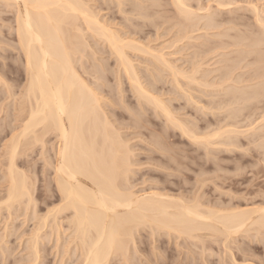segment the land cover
<instances>
[{
  "label": "bare ground",
  "instance_id": "6f19581e",
  "mask_svg": "<svg viewBox=\"0 0 264 264\" xmlns=\"http://www.w3.org/2000/svg\"><path fill=\"white\" fill-rule=\"evenodd\" d=\"M109 1H110V3H108V5L109 4L112 5L111 0H108V2ZM115 1L117 3V4L115 3V5L119 9L120 13L122 14L124 12L123 17H124V14L130 15L129 14L130 11H131V15L134 12L136 20H134V16H132L133 18H132V20H130L131 16L128 17L126 15L128 18H130L129 20L131 21V23H133L132 21L137 22L138 18L139 19L141 18L140 20L145 19L144 21H146L147 18L148 19L152 18V17H150V14H149L150 10L148 12V9H150L149 7H152V9H153V10L151 9V15H153V16L157 15V17H159V18L155 17L156 20L153 17L154 18L153 21L156 22L158 19H162L164 16L160 15L158 12H160V9L162 10L163 6H164L163 8H165L164 9L165 12H167L165 14L164 19H162L163 22L166 19H168L167 20L168 22L167 21L166 22L169 24L172 22H175V21L177 22V20H175V19L178 17L174 14L171 16V13H170V11L171 10L174 11V9L167 11L169 6H171V7L173 6V8L176 9L175 12L177 11V15L179 17L181 16V19L178 18V19H180V20H178L179 21L178 24H180L179 25L180 29H177L178 25L176 26L177 27L176 29L180 30V31H177V35L180 34V32H181V34H183L181 36H183V38H184L182 40H184V41H185V38L192 40V38L195 37V34L199 33V32L205 33L206 37L208 36L210 38L215 37V39H216L217 37H220L223 39L225 38V40L229 39L228 41H223V39L222 40L216 39L218 42L214 41V42H212V44H206V43H209L212 40V38H211V40L206 41L207 39L205 37V39H206V40H204V42H206L205 44L203 42H201L202 40L199 41V42L203 43V47L205 46L204 51H202L203 47L201 44V47H202V50H200L201 53L205 52L206 56L209 55L208 57H210L211 54L213 56L215 54L218 55L220 53L219 49L222 52L225 51V53H226V54L222 53L223 55H225V56H223L224 58L222 57L221 54L218 55L219 57H221V59L223 58V60H221L219 62L217 60H215L217 55L214 56L215 58L212 56V58L216 61L215 63H213L215 65L214 69L215 68H219V69H216V70L213 69L211 71H213V72L219 71L217 73V74L220 73L219 76L218 77L216 76L217 79L219 78L218 79L219 87H217V88L215 87V86H218L217 83H212L214 80L213 78H215L214 75H216V72H214L215 74L213 75V73H211V71H210V69L213 67V65L211 66V68H209L210 65L212 64L211 62L212 61L214 62V60H210L211 62L208 61V58L204 57L205 56L204 53H203L204 58L201 56L202 60H200V57L198 60L197 53L199 52L200 48L198 49L196 47L197 44H194V47H193V48L196 47L195 49H198V51L194 50L197 53L193 52L196 55L194 54L193 57L189 56L192 59H189L188 61L192 60L191 63H194L193 58L195 56H196V60H198V61H196L194 63V65H192V67L189 68V69H192L191 71L188 68L187 69L189 71H187V70L185 71L184 69L181 70L182 68L179 69V67L181 65L179 67H177V65H175V66L173 65V63H175V62L170 63L171 62V61H169L170 58L166 59V56L169 54H167V55H166V53L162 54L163 53L162 50L160 52L157 50L158 48L155 50L153 47H149L148 45L144 44V43H148L149 41L141 44L142 43L141 41L143 39L141 40L138 38L139 41H137L135 39V37L133 38L132 35L135 36V33L137 32V30L139 28H141L140 25L143 22L140 25L137 24L139 28L136 25H135L136 27L135 26L133 27V28L137 29V30L135 29L136 32H133V30H134L133 29L132 32H129L125 36V35H123L125 31L124 32H122V31L118 32L117 28L115 29L114 26H113L114 27V29H113V27H111L112 23H110V21H108L110 25L107 23V20L101 21L100 15L98 14V12L95 13L96 10L91 9L90 8L91 5H89L91 3L86 2V0H0V3H4L3 5L5 7L8 6L7 9L10 8L9 6H11V8L14 7L12 10H11V8L9 9V10H11V13H13L15 16V20H14L15 26L10 27L9 24L7 25L10 27V28L9 27H7V28L12 30V32H13L12 34L14 35V38L12 39V41L11 40H9V41H11L12 43L14 42L13 43V44H15L13 47L14 51L17 50L19 52V59L20 58L22 59V60L20 59L22 61V63L20 60H18V62L20 61V63H21L20 66L22 67L21 70L23 69L25 72V74L24 73L23 74L26 75V83L24 84V86L20 85L22 90H21V88H18L21 91L20 92L18 91L19 94L16 93L19 97L15 98V92H13V91H15L16 89L13 88L14 84H13V87L10 86L8 84L10 81L9 82H7L8 80L6 82L4 81V79L6 80V77L4 78L5 75H3V78H4L3 79L1 77L2 75L0 74L1 75L0 76V82L3 83L5 88H6L5 91H6L7 96L4 93V97L6 96L7 101L9 98H11V103L14 104V105H12V107L14 106L13 107L14 109H12L10 107L11 105L9 106L12 110H14V117L10 116L7 118H11V117L13 119L16 118L14 122H17L16 124H18V122L20 123L19 127H18L19 128L18 132L13 131L14 134L11 135L9 142L7 141V142H5V144L6 143L7 144L6 145L4 144L5 145V151H4L5 153L3 154V156H5V161L7 158L8 163H5V164H7V166L5 165V167H2V168L6 169V171L4 170V178H5V181L8 183V185H6L7 183H5V182H3V183L6 186H8V188L5 187L7 191L4 188L5 194L4 195L2 194L3 196L0 197V212L2 210L6 211V213L8 212V214H7L8 217L10 216L9 218H13L11 216H12V213H14V214L16 213V211L14 210L16 207H17L16 209H18V207H21L24 204H26L27 209L30 208V210H35V207L39 203V201L37 203V201L34 200L35 196H33V195L35 194L34 190L36 189V187H35V189L33 188L35 185H34V182H32V181H34V180L30 179L29 172L27 171V170L30 171L29 166L26 167V165H23L25 167V169H24V171H22L23 168L19 169V166L17 165V161H18L17 157H20V155L24 154V157L27 160V158L29 157L28 152L30 151V154L33 153L35 147H37V146H41V153H40V155L39 154L38 155L40 157H42L41 160L44 161V163H43L44 165H41L43 167L40 168V169H42V171H40L41 173L38 174V175L41 174V176L39 177L40 186H39V191H38V193L40 192L39 193L40 194L39 197L41 199L40 203H43V205L47 204V202H49L48 200L53 198V197L58 202V203L54 202L57 205H55L54 203H53L54 206H53V204L51 205V207L49 205L50 209H48L47 211H44L46 213L42 212L44 215L39 214L38 213L39 211L36 212L37 214L40 215V216L37 215V217L35 216V214H36L35 212H34V216L32 215L33 212L31 213V215L29 217V218H31V221L35 217L36 218L40 217V218L35 219V220L33 219L34 222H36V220H37L38 223L37 222H36L37 224L35 223L36 227H35V229H32V230H34L32 233L28 232L30 234V236L32 234V237H30L31 239H29L30 240V246L27 247V248H29L28 250L30 251V255L26 253L27 255H25V256L29 255V258L31 259L32 264H39L41 262L40 259L42 257L41 256L42 251L40 252V246L43 245V243H46L44 241L46 240L45 238H48V237L44 231H47L48 229L50 230V233L47 232V233H49L48 234L49 240H47V241L51 242L52 239L50 240V238H52L56 234V236H54L57 238V240H55V241H57L56 247H57V244H59L60 239H62V240L64 239V238H62V237H65L62 235L66 234V233L64 234V231L65 230H67L65 232L71 231V235L69 233V236L72 238H70L68 236L70 241L68 239H66V240H68L72 244H75V247L73 245V248L77 249V251L80 255L79 256L80 259H78L79 257L77 258L78 261L80 260L79 264H125V263L131 264L134 261V259L132 258L133 257L132 253H134V252H132V251L135 250V253H136V248H138V246L141 245L139 243H137V244H139L138 246H137V244H135L136 242H140L136 236L138 233L146 231V230H148L149 233L152 235L151 237L156 236V235L159 237L160 234L163 233V235H164V233L167 232L169 234V236L172 233H174L173 235L177 234L176 236H178L179 239L182 236H185L186 239H190L191 242H193V243H194V241L195 242L197 241V243L199 241V243H201V246H202V247H200V246L199 247L202 249L205 247V250L207 252L205 250L202 251L201 249H199L200 251H202V253H200V254L198 253V255L196 256V259H197V257H200L201 254L203 255L201 257L205 258L204 257L205 254H203V252L208 253V252H210L208 249L212 250L211 248H206V245L204 246L203 242L205 244H207L205 241H203L205 238L203 237L204 239L201 238L202 240H200L201 236H199V235L196 236L197 233L202 234L204 232H206V233L209 232V234H210L212 232L211 234L218 235L219 236L218 238H221L220 236H223L225 238V241L221 244V246L222 245L224 246V247L222 246L224 248L223 253L225 251H228L229 253L232 251L231 252L232 258L230 257V259H229L231 261H232L233 257H235V256H233L234 255L233 249H231V247L229 249V246L226 243L230 242L232 237H234V236L237 237L238 235L240 236V234L241 235L245 234L247 236L250 234L251 239H252V237L255 236L256 240L254 238L253 239L255 241H257L259 239L257 242L258 243L261 242V244L264 248V185L262 186L263 190L261 188L260 189L257 188L258 191L262 190V192H261L262 195H259L260 200H261V201H259L260 203L257 201L258 204L256 205L255 202H251L250 200H247V201L251 202V203L250 202H248V203L253 205V206H250L251 207L250 209H249V206H247L248 207L247 209H245L246 207H244V206H243L244 208L241 209L242 207L239 208L240 207L239 204L236 207V206H234L233 203H232L233 204L232 205L231 202L230 203L226 202L227 204H225V205L222 202H220L221 204L216 205V206H218V208H215L214 205L217 202H215V204H214V201H213L211 206H209L210 203L207 202L206 203L208 205L207 206L204 204V202L206 200L204 202L202 201L206 197L203 198V196H202L203 194L199 195L201 187H199L200 189L197 190V194L195 193V196L190 194L192 196V197H190L191 199L188 198L189 196L185 197V195H183V193H181V191H180V193L182 195L175 196L172 194H167L168 192H170L169 190L167 192V189H165V191L167 193L165 191L163 192V190H161L163 193L161 191L159 193L158 192L159 190L157 191V193H155L153 191L154 190V188H153L152 191L150 190L151 193H145L143 191L144 193L139 194L142 191H140V189H139L140 192L139 193L137 192V190H136L137 187L134 185L135 180L131 181L133 178L131 179L132 176H130V175H132L131 173L133 172L132 168L135 165V162H132V160L134 158L131 155L133 153L130 151L133 148L130 147V145H129V147L131 148L130 149L128 147V145L126 144L127 143L126 141L128 139L125 140V142H124V140H122L124 137L123 138L121 137V135H122V133H120L121 131L120 130L118 131L121 135H119V133L117 132L118 124H117V126H116L117 128H116L115 127L116 123L114 120L115 118L113 120L111 119L116 114H114L110 118V116H109L110 113H108V111H105V108H103V107H107V106H105L106 103L104 105L102 98L99 97V93L101 91L99 90L100 92L98 93L97 88L99 87L100 84L99 85L97 84L98 87H96L95 83H98L96 81L95 83H93L95 86H93V84L91 85V83L89 82L88 79H87L88 81L86 80L87 76L84 77L87 74L85 66L88 65L87 67H89V64H86L84 67L81 66V68H79L80 65H82V63L79 62L80 65L77 63L79 60L83 59L85 52L83 53L84 55L82 54L83 56L80 55V56H82V59H77V56L82 53V51H83L82 48L85 47L86 44H88L87 41L85 42L86 35L83 34L85 31L82 28V26L84 25L85 29L90 31V33L92 32L91 34H93V37L96 36V39L98 38L100 40L99 42L103 41V45L107 44L106 46H108V49H110L109 51H112V53L110 52L111 54H109V55H110V57H112V55L115 56V60L118 62L117 64H115V65H118V66H115V67H117V72L118 73H122V71L124 72L123 74H124L125 78L128 79L127 82L129 81V83L131 85L130 89L131 90L133 89V91H134L133 94L138 96V97H136V99L139 98L137 101H139L140 105L147 103V105H149L150 107L153 106L155 111L156 110L158 111V112L156 111L157 114L162 113V114H160V116L161 115L164 116L163 119L164 118L166 119V123L168 122L169 123L168 125L169 126L171 125V128L174 127L175 130L179 129L181 131L180 135H182V136L185 135L186 138H188L190 140L192 139V141L194 140L195 142L200 143V146H202V145L203 146L204 145L209 146V145H211V142H214V144H215L216 143L215 140H217L218 138L220 139V141L223 138L224 139L227 138L228 140L230 139V143L225 144L224 142H222V144L220 143L221 146L227 145L226 147H230L231 145L233 146L235 144H237L236 146H238L239 145L238 142L237 143L235 142V139H237V134H238V138H239L241 136V135H239L240 133L243 136L244 133H247V135H248V132H249V135H250V131H251L252 132L251 133L252 139L248 135L251 139V143L256 144V142L259 141L257 143V145L255 146L257 148L256 152L252 151L253 153H256V154L252 155V160H253V157H257L262 162L261 166L264 167V163H263L264 162V132H262L263 134H261V135L259 133L260 129L262 131L264 130V16H263L264 10H263V13L261 12L262 10L260 11L261 7H259L260 5L257 4L260 1L258 2L256 0L257 2H254L257 4L256 5L253 2H251V0H249L251 3L248 0H246V1H248L247 6L250 5L251 7L250 8L248 7L247 9L244 8V9H246V11L247 10H253V11H251L252 13L254 12L253 14L250 11H247V12H250V15H252V17L255 15V17H254L255 24H253V25H251L252 23L248 19H246L247 16L245 18H243L244 16H241V15L237 16L235 14V12L233 13L232 12L233 9L232 10L226 9L228 7L232 8V4L236 6L234 0L233 1L232 0H208L207 2L208 3L210 2V3L207 4V6H205V4L203 6V4H202L203 2L201 3V0H169V3H167L168 2L167 0H135L133 3H130L131 6L133 7V8H131L132 10L130 9L126 13L123 9L130 7V5L127 7H126V5H124V2L126 0L125 1L124 0H114L112 2H115ZM161 1H166L165 5H164V2L161 4ZM261 1H264V0H261ZM126 2L129 4V1H126ZM126 2H125V4H126ZM211 2L216 4L215 5L216 8H213L214 5H212ZM241 2H239V3H241ZM145 3H147V4L145 5ZM148 4H149V7H148ZM261 4H262V2H261ZM105 5H106V9H107V7H108L107 3H105ZM166 5H169V6H166ZM237 5H238V3H237ZM243 5L245 6V4H243ZM243 5H240V6H243ZM116 6L114 7L115 9H117ZM123 6H125L126 8H124ZM5 7H3V8L5 9ZM92 7H93V5H92ZM108 8H109L108 10H110L111 6ZM114 8L112 7V10ZM154 8L156 10H157V8H159V9H158V11H156ZM1 10H3V9H1ZM154 10L158 14L157 13L152 14V13H154ZM225 10H227L228 12ZM242 11H245V10L242 9ZM260 12L262 13V15L260 14ZM11 13H9V14H11ZM117 13H119V12L117 11ZM160 13H162L164 15L163 10ZM9 14H8V16H9ZM136 15L139 17L137 18ZM166 15H169V16H166ZM243 15H244V13H243ZM111 16H112V13H111ZM169 17H171L172 20ZM4 18L7 19V17H4ZM128 18L127 19L125 18V19L128 20ZM6 19H5V21H6ZM111 19L113 20V17ZM139 19H138V21H139ZM244 19L249 21L251 24L245 23ZM114 20H116V19H114ZM153 21L152 22L149 21V24L155 23ZM8 22H10V19ZM158 22H160V21H158ZM12 23H11V25H12ZM79 23L81 26L79 25ZM82 23H83V25H82ZM145 24H143V25L145 26ZM155 24L157 25V23H155ZM114 25H115V23H114ZM156 25H154V26H156ZM159 25H160V23H159ZM164 25H165V22H164ZM170 25H172V24H170ZM120 26L124 27V25H120ZM132 26H133V24H132ZM150 26H152V28L154 27L153 25H150ZM150 26H148V27H150ZM226 26H229V27H226ZM128 27L132 28L131 26H128ZM171 27H173V26H171ZM240 27H242V28H240ZM243 27H244V29H243ZM124 29H127L126 26ZM142 29H140V30H142ZM165 29H166V27L164 28V30ZM168 29H170V27H168L167 30ZM188 29L191 30V31L189 30L190 33H188ZM221 29H223V31ZM155 30H156V28H155ZM161 30H162V27H161ZM173 30H175V29H173ZM186 30H187V32H185ZM193 30H194V32L195 31H197V32H195V34H194ZM127 31H128V29H127ZM143 31H141V32L143 33ZM138 32H139V30H138ZM141 32L136 33V34H138V35L142 34ZM160 32H157V35ZM184 33H186V34L188 33L187 35H189V36L185 35V37H184ZM8 35H10V34H8ZM84 35H85V37H84ZM128 35L130 37H127ZM190 35H192V36H190ZM193 35H194V37H193ZM203 35L204 34H202V36ZM145 36H147V35H145ZM137 37L138 36H136V38ZM179 37H180V35H179ZM179 37H177V38H179ZM146 38H148V37H146ZM157 38H159V36H157ZM150 39H152V37ZM179 39H177L178 41L175 40L176 45H177V43H180V42L182 43V41H179ZM196 39L197 40L202 39V37L199 38V36H198V37H196ZM145 40H147V39H145ZM189 40H188V43L191 44L192 42L191 41L189 42ZM11 42H10V44H11ZM139 42H141V43H139ZM150 42H149V44L151 45ZM195 42H193V43H195ZM7 43H9V42H7ZM188 43L186 42V44H185L187 47L190 46V44L188 45ZM185 45H183V46L185 47ZM87 46L89 47L90 45H87ZM86 47H85V50H86ZM172 47H174V45H172ZM181 47H177V48H181ZM187 47H185V49ZM165 48H167V47H165ZM127 50L131 51L132 54H133V52L135 54V51H136V53L138 51L139 52L138 54H140V55H141V53H142V55L145 53L146 56L148 54V55H150V58L151 57L153 58V60H154L153 62L158 63V64H160V67L167 69V71H168L167 73H168L169 77H171V78L173 77L172 79L174 80V83L172 80H170V81H172L173 84H177V86L179 88L176 87V89L177 88L180 89L181 95H182L181 91L184 92L185 96L182 95L181 97L182 98L187 97V99H188V100L186 99L187 104L189 102L193 103V104L189 103L191 107H192V105L195 104L198 107H200L201 110L199 108L198 109L201 112L206 110V112L204 114L205 116H206L207 111L212 110V109L209 110L208 107L212 108L211 105H213V103H211V105L208 107H206L208 104L207 105L205 104L206 106L205 105L203 106L204 103H202V106H201L199 104L201 100H198V102H199L198 103L196 101V99L194 98L195 95L194 96L191 95L192 93H194V91H193L194 88H192L193 92H191V90H190L191 88H188V87H190L188 85H191V87H192V84H194V85L196 84L197 87L201 86L199 88L200 89L204 88L203 91H205V93L208 92L205 90V88L210 89V88L215 87L216 92L218 93L217 95H220V100L218 99V97H219L218 96L217 97L218 102H215V103L218 104V106L222 109V111L225 110V112H226L225 116L223 115L225 117V119L222 117V120L225 122L221 123V121L218 120V123L221 126L217 127L216 128L217 130H215V131H214V129L212 130V128H211L213 125H210L211 129L208 128L207 132L211 131V133L208 134V133L204 132L203 133L204 136H203L201 133L198 134L199 131L196 132V128H195L196 126L194 128H192V126L191 127L189 126L190 123L189 124L187 122H186L187 124L184 123V121H185L184 119H183L184 121L181 119L179 120V117L177 119V117L175 115L178 113V110H177V113L174 114L176 109L174 111H172L173 109L171 110L170 107L172 105H170V104H172V103L166 104L168 102H164L162 99H160L161 97H163L162 94L157 95V96H161L160 98L154 95V92L156 93V91H157L155 89L157 87L156 83H158V80L164 79V78L162 79V77H164V76H162V74H161L160 79H158L159 77L157 78V76H159V75L156 76V74H155V76L153 75L155 79L152 77L153 73H151V72L157 71V69L159 72V67L158 68L155 67L154 69H156V70H154V71L148 70L151 73V76H149L150 78L148 77V79L151 80V77H152V79H154L155 82L153 81L152 84H150V81H149L148 85L149 84L150 85H149V87H146L147 82L145 81L146 83L145 82L143 83V81H142L143 79L141 80L142 76H139L140 73L137 72L139 68H137V66L134 65L137 62L132 61V57L129 56L130 54L127 53L128 52ZM211 50L213 52H211ZM228 50H230V52H228ZM104 52L105 51L103 50V53ZM177 52H179V51H177ZM209 52H210V54H209ZM95 53H96V51H95ZM105 53H109V52L107 51ZM193 53H192V55H193ZM135 55L137 56V54H135ZM199 55H201V54H199ZM88 56H90V55H88ZM84 57L87 58L86 56H84ZM4 59H6V57ZM201 61H203V62L201 63ZM204 62H208L209 64L211 63L210 65L207 63V65H209V67H208L209 70H207L208 68L207 69L205 68L208 71V72H206L208 74H204L202 76L199 74V76L202 78H203V76H205V78H207L209 76L208 78H210V77H212V76H210L212 74L214 76L212 78V82L206 81L208 78L206 80L204 78V81L202 78H201L202 80H199L197 78V76H198L197 74L200 73V69L203 67V65H205ZM217 62L219 63V65H220V63H222L221 67H219ZM146 63H147V61H146ZM148 63H149V61H148ZM155 63H154V65L159 66L158 64H155ZM187 63L190 64L189 62H186V64ZM11 64H13V63H11ZM77 64L79 67L77 66ZM216 64L218 65V67H216L217 66ZM106 65L108 66V64H106ZM141 65H143V64H141ZM207 65H205V67H207ZM147 66H145V68ZM189 66H186V67H189ZM101 67H102V65H101ZM8 68H10V67H8ZM94 68H93V70H94ZM96 68H98V67H96ZM136 68H137V70H136ZM99 69H100V67H99ZM147 69H145V70L147 71ZM1 70H2V68H1ZM110 70L107 69V71H110ZM3 71H4V69H3ZM98 71H100V70H98ZM163 71L164 70H160V72L166 73V71L165 72H163ZM169 71H170V74L172 76H170ZM96 72H97V70H96ZM204 72L201 71V73H204ZM7 73L9 74V72H7ZM93 73H94V71H93ZM97 73L100 74L101 71H100V73L99 72H97ZM112 73H111V75H112ZM114 73H116V72H114ZM141 74H143V72ZM12 75H15V74H12ZM89 75H91V74H89ZM101 75H103V74H101ZM101 75H99V76H101ZM115 75H114V78L116 79ZM96 76L97 75H95V77ZM119 76L121 77V74H118L117 77H119ZM124 76H122V77L124 78ZM143 76H145V75H143ZM165 77H166V75H165ZM180 77L183 78V80L185 79L184 81H187V82H184L185 84L189 83V84H187V86H188L187 88L189 90L184 89V88H186V86H184L183 83L181 84L180 79H179ZM102 78H103V76H101V79ZM104 78H105V76H104ZM107 78L108 77L106 76L105 79H107ZM98 79H100V77L95 78V80H98ZM11 80H12V78H11ZM118 80H119V78L117 79V81ZM215 80H216V78H215ZM103 81L105 82V80H103ZM103 81L101 80V82H103ZM17 83H18V81H17ZM119 83H118V85H121V83H124V82L120 81ZM144 84H146V85H144ZM165 84H166V82H165ZM171 84H169V85H171ZM102 85H101V87H102ZM107 85L108 84H106V86ZM121 86L120 87L118 86V87L121 88ZM171 86H170V88H172ZM15 87L17 88V86H15ZM122 87H124V86H122ZM12 88L14 90H12ZM119 88H117V90ZM215 88H213V89H215ZM218 88L219 89L221 88V90H219ZM200 89H199L198 94L200 93V91H202ZM217 90L221 91L220 94ZM111 91H112V89H111ZM122 91L124 92V90H122ZM167 91H169V89ZM211 91H212V89H211ZM211 91H210V94L211 93L212 94L210 96L216 94V92H214L215 90L212 92ZM158 92H159V90H158ZM173 92H177V91H172V93ZM161 93H163V92H161ZM117 94H119V93H116V95ZM120 95H121V92H120ZM175 95H177V93ZM202 95H203V92H201V96ZM199 96H197V97L199 98ZM203 96L200 99H202ZM205 96L208 97L207 95H205ZM210 96L208 97L209 99H211ZM4 97H3V100H5ZM112 97H114V95ZM165 97H163V98H165ZM213 97L216 98L215 96H212V98ZM119 98H116V100ZM179 98L180 97H178V99ZM103 99H105V97ZM123 99H124V96H123ZM106 100H108V99L106 98ZM179 100H181V99H179ZM109 101H111V100H109ZM168 101H169V98H168ZM114 102H116V101H114ZM141 102L142 103L144 102V103L142 104ZM111 103H112V101H111ZM123 103H124V100H123ZM123 103H122V106L120 105L121 107H123V105H125V103L124 104ZM206 103H210V102L208 101ZM215 103H214V105H215ZM4 104H6V103H4ZM118 105L119 104H116L114 106L116 107ZM128 105H126L125 108H127ZM145 105L146 104H144V106ZM168 105H170V107ZM6 106H7V104H6ZM109 106H110V104H109ZM215 106H217V105H215ZM2 107H4V105ZM112 107H113V105H112ZM181 107H182V105H181ZM187 107H185V108H187ZM143 108H145V107H143ZM195 108H197V107L195 106ZM213 108H214V106H213ZM220 108H215V109H217L216 111L221 113L222 111H219ZM226 108L227 109L229 108V109L227 110ZM134 109H135V107H134ZM198 109H197V111L199 112ZM124 110H126V109H124ZM144 110H143V112H144ZM149 110H150V108H149ZM3 111H4V109H3ZM113 111H115V110H113ZM131 112H133V111L131 110ZM214 112L212 110V114ZM7 113H8V111H7ZM113 113L114 112H112V114ZM145 113L146 112H144V114ZM149 113H150V111H149ZM182 113H180V114L182 115ZM223 113H224V111L222 112V114ZM212 114H210V115L212 116ZM150 115H151V113H150ZM137 116H139V115H137ZM160 116H158V117L160 118ZM182 116H184V115H182ZM189 116H190V114H189ZM193 116H195V115H193ZM115 117L117 118V116H115ZM7 118H5V119H7ZM217 118H219V117H217ZM143 119H144V117H143ZM194 119L195 118L193 117V120ZM229 119L231 121H228L229 122L228 123L226 120H229ZM129 120H131V119H129ZM132 120H134V119L132 118ZM202 120L205 121V119H202ZM196 121H198V120L196 119ZM130 122H132V121H130ZM191 122H192V120H191ZM226 122H227V124H226ZM241 122H245V123L247 122L246 126L240 125ZM123 123H125V121ZM209 123H211V122H209ZM4 124H2V125L7 126L6 122ZM136 124L141 125V122L136 123ZM148 124H149V122H148ZM223 124H225V125L222 126ZM196 125L198 127V124H196ZM237 125L240 127L244 126V128L242 127L243 130H241V128L238 129ZM133 126H134V124H133ZM153 126H155V125H153ZM141 127H142V125H141ZM136 128H137V126H136ZM159 128L161 129V127H159ZM235 128H237L238 130L237 129L235 130ZM2 129L4 131V128H2ZM146 129H147V127H146ZM166 129L167 128H165V130ZM8 130H12V129H8ZM239 130H241V131H239ZM0 131H1V129H0ZM255 131L258 133H256ZM15 132H17V133H15ZM152 132H154V131L152 130ZM200 132H202V131H200ZM200 134H201V137L199 136ZM256 134H257V136H256ZM151 135H153V134H151ZM231 135H234V136L236 135L235 136L236 138L234 140H232L233 142L231 141ZM148 136L150 137V135H148ZM164 136H160V135H158L157 137L153 136L154 146H158L159 149L161 148V150L168 151L170 153L171 152L174 153L173 150L169 146H168L169 148L167 149V147H166L167 144L165 145L166 140H165ZM167 137L168 136H166V139H167ZM213 137L214 138L218 137V138L213 140L214 139ZM50 138H53V140H56L55 144L53 142L54 145H52V146H50L48 143V140ZM151 138H152V136H151ZM211 139L213 141H211ZM246 139H248V138H246ZM250 139H249V141H250ZM228 140L225 142H228ZM150 141H152V140H150ZM220 141H218V142H220ZM195 142H193V143H195ZM47 144L50 146L49 147L50 150H49ZM215 145L212 144L211 146H215ZM242 145H244V144H242ZM172 146H173V148L175 147L174 145H172ZM232 146H231V148L235 147V146H233V147ZM204 147H206V146H204ZM208 148L209 147H207V150H208ZM211 148H213V147H211ZM253 148H254V145H253ZM170 150H172V151H170ZM176 150H178V149H176ZM205 150H206V148H205ZM161 152H163V151H161ZM244 152H246V150ZM247 155H248V153H247ZM162 156H165V154H163ZM244 156L246 157V154ZM250 156H251V153H250ZM21 157H23V156H21ZM171 157H174V156L172 155ZM171 157H169L168 159H170ZM131 158H133V159H131ZM3 159L4 158L2 157V160ZM161 159H163V158H161ZM165 159H166V157H165ZM19 160H21V159H19ZM153 160H155V159L153 158ZM174 160H176V159L171 160L172 163L174 162ZM212 160H213V158H212ZM259 160H258V163H259ZM32 161H34V160H32ZM159 161H161V160H159ZM36 162H38V161H36ZM176 162H174V163H176ZM25 163H27V162H25ZM161 163H162V161H161ZM2 164H3V162H2ZM163 164H164V162H163ZM27 165H29V164H27ZM2 166H4V165H2ZM174 166H175V164H174ZM235 166L238 167V165H235ZM261 166H259V167H261ZM179 167H180V165H179ZM168 168H170V167H168ZM240 168H241V166L239 167V170H241ZM245 168L247 169V167H245ZM253 169H256V167ZM166 170H168V169H166ZM178 170H180V169H178ZM259 170H260V168H259ZM176 172H178V171H176ZM256 172L258 173V171H256ZM32 173H34V172H32ZM252 173H253V171H252ZM262 173L264 176V172H262ZM35 175H37V174H33V176L35 177V181H36L37 179H36ZM253 175H255V174L253 173ZM134 176H135V174H134ZM167 176H168V174L166 175V177ZM31 178H33V177H31ZM48 178H49V180H48ZM253 178H255V177H253ZM201 179H202V176H201ZM257 179H258V177H257ZM203 180H205V179H203ZM203 180H202V182H203ZM168 181H170V180H168ZM248 181H249V179H248ZM250 181H251V179H250ZM252 181H254V180H252ZM204 182H206V181H204ZM204 182H203V184H204ZM3 183H1V184H3ZM261 183H262V181H261ZM263 183H264V181H263ZM50 185L53 186V188H52L53 192L52 193H54V194L51 195V193H50L51 196H50V198L48 197L49 198L48 199L47 198V195H48L47 189ZM159 185H161V184H159ZM159 185H158V188H159ZM201 185H202V183H201ZM251 185H253V183ZM251 185H250V187H251ZM1 187H3V185H1ZM160 187H162V186H160ZM253 187H252V189H253ZM133 189H135L137 193ZM46 193H47V195H46ZM248 193H250V192H248ZM257 193L261 194L260 192H257ZM184 194H186V192ZM241 194L242 193H240V195ZM256 195L254 194L255 198H257ZM245 196H243V198ZM250 196H253V194ZM250 196H249V198H250ZM246 197H245V199H246ZM201 198H202V200H201ZM243 198H242V200H243ZM255 198H253L251 200H254ZM230 199L231 198H229V200ZM34 202H35L36 206L32 205ZM32 206L33 207L35 206V207L33 208ZM47 206H48V204H47ZM37 209H38V207H37ZM13 210L15 212H12ZM27 211L29 212V209ZM18 214L21 215V213H18ZM0 215H1V213H0ZM18 216L19 215H17V213H16V217H18ZM8 217H7V219H8ZM16 217L14 215V219ZM20 217H22V216H19L18 219ZM29 218H28V220H29ZM3 219L4 218H2V220ZM14 219L12 220V222H14ZM2 224H3V222H2ZM6 224H7V222H6ZM8 224L10 225L11 223H8ZM22 224H24V223H22ZM22 224H21V227H22ZM7 227H9V226H6V228ZM10 227H12V224L10 225ZM4 228L5 227H3V229ZM7 229H5V232L8 231ZM16 231H17V228H16ZM29 231H31V230H29ZM5 232H3L4 235H5ZM8 232H9V234L11 233L10 231H8ZM12 232L14 234V231H12ZM18 232H19V230H18ZM18 232H17V234H18ZM158 233H160V234H158ZM4 235H2L3 237L0 235L1 236L0 239H2V238L6 239V237L9 238L8 233H6L5 236ZM14 235L16 236V233ZM20 236L18 238H21ZM158 237H155V239ZM214 237L216 238L217 236H214ZM250 237H248V238H250ZM11 238H13V237H11ZM43 238L45 240H43ZM136 238L138 241H136ZM148 238L150 239V237H148ZM152 239H154V238H152ZM211 239H213V238L211 237ZM4 240L2 239V242L5 243V241H7V240H5V241ZM42 240H43V243L41 244ZM150 240L148 242L149 243V249L153 245L152 241H154L156 243L155 240H151V242H150ZM228 240H230V241H228ZM232 240H234V239H232ZM252 240H251V242H252ZM254 240H253V242H254ZM18 241L19 240L17 239V242ZM21 241H22V239H21ZM55 241H54V243H55ZM184 241H186V240H184ZM221 241H223V239H221ZM234 241H231V242L234 243ZM14 242H16V241H14ZM60 242H62V241H60ZM67 242H66V244H67ZM7 243H5V245H3L4 248L8 247L6 245ZM151 243H152V245H150ZM14 245H15V243H14ZM68 245H70V244H68ZM134 245L136 246V248L133 247ZM178 245H179V243L177 244V246ZM180 245H182V243ZM193 245H192V248L194 247ZM197 245H195V247ZM46 246H48V245H46ZM62 246H64V243ZM62 246H59V247H62ZM247 246H248V244H247ZM0 247L3 250L1 245H0ZM24 247H25V244H24ZM59 247H57V248H59ZM70 247H72V246L70 245ZM70 247L69 248L67 247L68 248V254H69ZM152 247H153V249H151V250H153L152 251L153 253L151 252V250H149L150 252L148 253L146 251L148 249H146L145 250L146 253H148L150 255L148 256L146 254L148 256V258L145 257V255L143 257V258L147 259L148 264H153V260H152L151 256H152V254L156 253V251H154V250H156L154 248V245ZM178 247H180V246H178ZM238 247L239 246H237V248ZM27 248H25L24 250H26ZM65 248H66V246L64 247V249ZM132 248H134V249L132 250ZM162 248H164V247H162ZM198 248L197 247L195 248L196 251ZM240 248H242V247H240ZM74 249L73 250L71 249V251H76ZM60 250H62V248H60ZM213 250H214V248H213ZM4 251H5V249H4ZM4 251H3V253H4ZM7 251H9V250H7ZM14 251H17V249ZM14 251L12 250V252H14ZM145 251H144V253H145ZM194 251L195 250H193V252H192V250H191L190 251L191 254L196 253V251L195 252ZM220 251H219V254H220ZM250 251H252V250H250ZM0 252H2V251L0 250ZM60 252H62V251H60ZM65 252H67V251H65ZM65 252H63V255ZM137 252H138V249H137ZM244 252H246V250ZM78 253H77V255H78ZM135 253H134V256H137V255H135ZM178 253H180V252H178ZM237 253H239V252H237ZM243 253H242V255H245ZM252 253L253 252H251V254ZM56 254H59V253H56ZM60 254H62V253H60ZM68 254L64 255V258ZM72 254L73 253H71V255ZM140 254L143 256L142 253H140ZM159 254H160V252H159ZM159 254L156 255L155 259H154L155 255H153V259L156 260L157 256L159 259V256H160ZM214 254H215V252H214ZM74 255L77 256L76 254H74ZM227 255H229V254L227 253ZM1 256L4 257V254L3 255L1 254ZM180 256H182V255H180ZM190 256L192 257V255H190ZM210 256H211V254H210ZM225 256H226V254H225ZM229 256H231V255H229ZM5 257H6V255H5ZM262 257H264V256H262ZM11 258H12V256H11ZM26 258H28V257H26ZM160 258H162V257H160ZM165 258L163 256L162 260ZM193 258H194V256H193ZM30 259H27V261H29ZM74 259H75V257H74ZM224 259L225 258H223V260ZM39 260H40V262L38 263ZM180 260H181V258H180ZM186 260H188V259H186ZM223 260H220V261H222V263H223ZM62 261L64 263L63 258H62ZM164 261L166 262V260H164ZM206 261H208V260H206ZM263 261H264V259H263ZM0 262H2V261H0ZM3 262H4V260H3ZM29 262L27 264H29ZM154 262H156V261H154ZM158 262H156V263L159 264ZM234 262L236 263V260L233 259L232 263H234ZM135 263H137V262H135ZM259 263H261V262H259ZM140 264H141V262H140ZM190 264H191V262H190ZM205 264H207V263H205Z\"/></svg>",
  "mask_w": 264,
  "mask_h": 264
},
{
  "label": "rangeland",
  "instance_id": "374dc122",
  "mask_svg": "<svg viewBox=\"0 0 264 264\" xmlns=\"http://www.w3.org/2000/svg\"><path fill=\"white\" fill-rule=\"evenodd\" d=\"M112 1H114V0H111V3H112V5L111 4H109L108 5V3H110V1L108 2V0H86V2H89V3H91V4H89V5H91V9H94V10H96L95 11V13L96 12H98V14L100 15V19H101V21H103V20H107V23L109 24V22L108 21H110V23H112V26L111 27H115V29L117 28V31L119 32V31H122V32H124V34L123 35H127L129 32H132V30H133V32H136V28H133L135 25L138 27V25L137 24H141L142 22V26L140 25V27L141 28H139L138 30H139V32H141V31H143V33L142 34H136V33H139L138 32V30H137V32L135 33V36L134 35H132L133 36V38L135 37V39L137 40V41H139L138 40V38L139 39H143L141 42H139V43H141V44H143L144 42H150L151 43V45L149 44V42L148 43H144L145 45H148L149 47H153L155 50L157 49L158 51H160L161 52V50H162V54H165L166 53V55L167 54H169V55H165L166 56V59L168 58H170L169 59V61H171L170 63H172V62H175V63H173V65L175 66V65H177V67H179L180 65L182 66H180L179 67V69H181V70H187V71H191L192 69H189L190 67H192V65H194V63L196 62V61H198L199 60V57H200V60H202L201 58L204 56L203 55V53L205 54V52H203V53H201V51L200 50H202V47H203V43L205 44L206 42H204V40H206V41H209V40H211V38H212V40L209 42V43H206V44H212V42H218L216 39H218V40H222L223 38H220V37H217L216 39H215V37L213 38V37H206V35H205V33H203V32H199V33H196L195 34V32H197V31H195L194 32V30H193V32H194V34H195V37H194V35H193V37L196 39V37H198L199 36V38H201L202 37V39H194V38H192V40H189L188 38L186 39L185 38V41L184 40H182V39H184L183 38V36H181V35H183V34H181V32H180V34H178L177 35V31H180V30H177V29H180L179 28V25L180 24H178V20H180L181 19V16L179 17L178 15H177V11L175 12V8H173V6L171 7V6H169V5H166V6H169V8L167 9V11H170L171 9H174V11L173 10H171L170 11V13H171V16L174 14V15H176L178 18H180V19H178V18H176L175 20H177V24L175 23V22H172V23H170V24H172V25H170L169 23H167L168 21V19H166V20H164V22H165V25H164V22H163V20L162 19H164V17H165V14L167 13V12H165V8H163L162 7V10H163V12H164V15L162 14V13H160L162 10L160 9V12H158L160 15H162V16H164L162 19H158L156 22L155 21H153V19L155 18V17H157V15L156 16H153V15H151V9H152V7H149V4H148V7L150 8V9H148V12H149V10H150V12H149V14H150V17H152V18H150V19H148L147 18V20L146 21H144L143 19L142 20H140L138 17L139 16H137V18L139 19V21H138V19H137V22L136 21H132L133 23H131V21L130 20H132V16H134V20H136V17H135V14H134V12H133V14L131 15V11L129 12V14L130 15H127L128 17L129 16H131L130 18H128L125 14H124V17H123V13L121 14L120 13V11H119V9L117 8V6L115 5V3H116V1L115 2H112ZM125 1V0H124ZM126 1H129V4L126 2ZM125 2H126V4H125V2H124V5H126V7L127 6H129L130 5V7H125V6H123L124 8H126V9H123L124 11H125V13L127 12V11H129L131 8H133L132 6H131V4L130 3H133L135 0H126ZM132 1V2H131ZM168 2L167 3H169V0H167ZM205 1V2H204ZM208 0H201V3L203 4V6H204V4H205V6H207V4H209L208 2H207ZM233 1V0H232ZM244 1V0H234V2H235V4H236V6L235 5H233L232 4V8L230 7H228V8H226L227 10H232V12L234 13L235 12V14L238 16V15H241V16H244L243 18H245L246 16V19H248L249 21H247L246 19H244L245 20V23H250L251 25H253V24H255V19H254V17H255V15L252 17V15H250V12L251 11H253V10H247V11H250V12H247L246 11V9L249 7H251L250 5L249 6H247L248 5V1H244L243 3L242 2ZM259 3H257V4H259L260 6L259 7H261V9H260V11L263 13V10H264V1H261V0H257ZM256 0H251V2H257ZM93 2V3H92ZM107 3V6L108 7H110L111 6V8H110V10H108L109 8L107 7V9H106V5H105V3ZM164 2V5H165V3H166V1H161V4ZM207 2V3H206ZM239 2H241V3H239ZM250 2V1H249ZM250 2V3H251ZM261 2H262V4H261ZM195 3V2H194ZM237 3H238V5H237ZM4 3H0V8L1 9H3V10H1L0 9V11L2 12H0V74L2 75H0L2 78H3V75H5L4 76V78L6 77V80L4 79V81L6 82L7 80V82H9L8 84L10 85V86H12L13 87V84H14V89H16L15 91H13V92H15V98H18L19 96L17 95V94H19L18 93V91L20 92L21 90H22V88H21V86L20 85H23L24 86V84L26 83V75H24L25 74V72H24V70L22 71L21 70V63H22V59L20 60L19 59V52L17 51V50H15L14 51V45L15 44H13L11 41H12V39L14 38V35L12 34L13 32H12V30H10L9 28L10 27H14L15 26V16H14V14L13 13H11V10L14 8L13 6V8H11V6H9L10 8H11V10H9V9H7L8 8V6L7 7H5L4 5H3ZM104 4V5H103ZM117 4V3H116ZM144 4V3H143ZM147 3H145V5H146ZM211 4L212 5H216V4H214V3H212L211 2ZM243 4H245V6L243 5ZM254 4H256V3H254ZM256 4V5H257ZM92 5H93V7H92ZM151 5V4H150ZM240 5H243V6H240ZM104 6V7H103ZM116 6V8L118 9H115L114 7ZM165 6V7H166ZM213 6V8H216V6L214 7ZM235 8H234V7ZM3 7H5V9L3 8ZM112 7L114 8L113 10H112ZM147 7V6H146ZM244 8H246V9H244ZM155 9V8H154ZM158 9L159 8H157V10L156 11H158ZM242 9L243 10H245V11H242ZM252 9V8H251ZM132 10V9H131ZM153 10V9H152ZM155 10H154V13H152V14H156L157 12H155ZM227 10H225V11H227ZM10 11V12H9ZM112 11V12H111ZM115 11V12H114ZM117 11L119 12V13H117ZM241 11V12H240ZM8 12V13H7ZM153 12V11H152ZM228 12V11H227ZM237 12V13H236ZM260 12V14L262 15V13ZM7 13V14H6ZM9 13H11V14H9ZM111 13H112V16H111ZM115 15H114V14ZM117 13V14H116ZM157 13V14H158ZM169 13V14H170ZM176 13V14H175ZM201 13V12H200ZM232 13V14H233ZM243 13H244V15H243ZM252 13V12H251ZM254 13V12H253ZM252 13V14H253ZM8 14H9V16H8ZM234 14V15H235ZM246 14V15H245ZM6 15V16H5ZM166 16H169V15H166ZM230 16V15H229ZM250 16V17H249ZM263 16H264V14H263ZM4 17H7V19L6 18H4ZM10 17V18H9ZM113 17V20L111 19ZM154 17V18H153ZM161 17V16H160ZM232 17V16H231ZM105 18V19H104ZM110 18V19H109ZM124 18V19H123ZM128 18V20H126V19ZM157 18H159V17H157ZM170 19H171V17H169ZM250 18V19H249ZM5 19H6V21H5ZM9 19H10V22H8L9 21ZM114 19H116V20H114ZM130 19V20H129ZM169 19V20H170ZM254 19V20H253ZM112 20V21H111ZM125 20V21H124ZM153 21V22H155V23H157V25L155 24V23H150L149 24V21ZM155 20H156V18H155ZM172 20V19H171ZM158 21H160V22H158ZM167 21V22H166ZM174 21V20H173ZM247 21V22H246ZM13 22V23H12ZM125 22V23H124ZM130 22V23H129ZM135 22V23H134ZM140 22V23H139ZM146 24H145V23ZM148 22V23H147ZM11 23H12V25H11ZM114 23H115V25H114ZM122 23V24H121ZM159 23H160V25H159ZM163 23V24H162ZM10 25V27L9 26H7V25ZM132 24H133V26H132ZM143 24H145V26L143 25ZM176 24V25H175ZM4 25V26H3ZM6 25V26H5ZM79 25H80V23H79ZM82 25H83V23H82ZM110 25V24H109ZM118 27H117V26ZM120 25H124V27H122V26H120ZM150 25H156V26H154L153 28H152V26H150ZM170 25V26H169ZM175 25V26H174ZM178 25V26H177ZM81 26V25H80ZM120 26V27H119ZM125 26H126V28L128 29V31H127V29H124L125 28ZM128 26H131L132 28H129ZM135 26V27H136ZM148 26H150V27H148ZM164 26V27H163ZM171 26H173V27H171ZM178 28H177V27ZM2 27V28H1ZM7 27H9V28H7ZM114 27H113V29H114ZM145 27V28H144ZM161 27H162V30H161ZM166 27V29L164 30V28ZM168 27H170V29H168L167 30V28ZM226 27H229V26H226ZM82 28L84 29V33L83 34H85L86 35V37H85V35H84V37H85V42L87 41V43L88 44H86L85 45V47L87 46V45H90L89 47L87 46L86 47V50H85V47H83L82 49H83V51H82V53L81 54H79L78 56H77V59H82V56L84 55L83 53L85 52V55L84 56H86L87 58H85L84 56H83V59L82 60H79L77 63L80 65V63H82V65H80V67L78 66V64H77V66L79 67V68H81V66H85L86 64H89V67H87V66H85V68H86V71H87V74L84 76V77H86V80L88 79L89 80V82L91 83V85L93 84V83H95L96 81L98 82V83H95V85H96V87H98V85H99V87L97 88V90H98V93H99V97L100 98H102V101L104 102V105H105V103H106V105L105 106H107V107H103V108H105V111H108V113H110V118H111V116H113L114 114H116L115 116H117V118L115 117V116H113L111 119L113 120L114 118V120H115V123H116V125H115V127L117 126V124H118V130H117V132L120 130L121 132L120 133H122V135L119 133V135H121V137L123 138L122 140H124V142H125V140H127L126 142V144L128 145V147H129V145H130V147H132L133 149H131L130 147V151L133 153L131 156L134 158H131V159H133L132 160V162H135V165H134V167L132 168V170H133V172L131 173L132 175H130V176H132L131 177V181H134V185L137 187H135L134 185V187L136 188V190H137V192L139 193L140 191H142V192H140L139 194H141V193H151L150 192V190L152 191V189L154 188V192L155 193H157V191L160 193V191L161 190H163V192L165 191V189H167V192H168V190L170 191V192H166L167 194H172V195H175V196H177V195H182L181 193H183V195H185V197H187V196H189L188 198H190V197H192L191 195H194L195 196V193L197 194V190L198 189H200L199 187H201V189H200V193H199V195H201V194H203L202 196H203V198H205L204 200H202V198H201V200L204 202L205 200V202H204V204L205 205H207L206 203L208 202V203H210V205L209 206H211L212 205V202L214 201V204H215V202H217L214 206H215V208H218V206H216L217 204H221L220 202H222L224 205L225 204H227L226 202H231V204L233 203L234 204V206H236L237 207V205L239 204L240 205V207L239 208H241V209H243L244 207H246L245 209H247L248 207L247 206H249V209L251 208L250 206H253V205H251L250 203L251 202H255V204L257 205L258 203H257V201L259 202V201H261L260 200V196L259 195H262V190H263V188H262V186L264 185V183H263V181H264V176H263V173L262 172H264V167L263 166H261L262 165V162L257 158V157H253V160H252V155H254V154H256V153H253L254 151L256 152V150H257V148L255 147L256 145H257V143L259 142H256V144H252L251 143V139H252V137H251V131H250V135H249V132H248V135L251 137V139H250V137L247 135V133H244L243 134V136H242V134L240 133L239 135H241L239 138H238V134H237V139H235L236 137V135L234 136V135H231V141L232 140H234L235 139V142L237 143L238 142V144L241 146H236L237 144H235V145H233V146H235V147H233L232 145V147L233 148H231V146L230 147H226V146H221V144H222V142H224L225 144L226 143H230V139L228 140L227 138H223V139H221V141H220V139L218 138H214L213 140H215V139H217L218 141H220V142H218L217 140H215L216 141V145L214 144V142H211V141H213L212 139H211V145L213 144V145H215V146H211V145H209V146H207V145H204V146H206V147H204L202 144V146H200V143H197V142H195L194 140L192 141V139L190 140V139H188V138H186V136L185 135H180L181 134V131L179 130V129H176L175 130V128L174 127H172L171 128V125L169 126L168 124V122L166 123V119L164 120L163 119V117L164 116H160V114H162V113H158L157 114V112L155 111V109H154V107L153 106H149V105H147V103H144V104H146L145 106H144V104L143 105H140L139 104V101H137L139 98H137L136 99V97H138V96H136L135 94H133L134 93V91H133V89L131 90L130 89V87H131V85H130V83H129V81L127 82V78H125V76H124V72L122 71V73H118L117 72V67H115V66H118V65H115V64H117L118 62L115 60V56H113L112 55V57H110V55L109 54H111L112 53V51H109L110 49H108V46H106L107 44H104L103 45V41H101V42H99L100 40L97 38L96 39V36L95 37H93V34H91L90 33V31H88L87 29H85V26L83 25L82 26ZM120 28V29H119ZM143 28V29H142ZM155 28H156V30H155ZM158 28V29H157ZM160 28V29H159ZM177 28V29H176ZM240 28H242V27H240ZM2 29V30H1ZM9 29V30H8ZM124 29V30H123ZM136 29V30H135ZM140 29H142V30H140ZM172 29V30H171ZM173 29H175V30H173ZM243 29H244V27H243ZM130 30V31H129ZM159 30V31H158ZM189 30L190 29H188V33H190L189 32ZM222 31H223V29H221ZM8 31V32H7ZM161 31V32H160ZM191 31V30H190ZM127 32V33H126ZM157 32H160V33H158V35H157ZM170 34H169V33ZM173 32V33H172ZM185 32H187V30L185 31ZM121 33V32H120ZM126 33V34H125ZM179 33V32H178ZM183 33V32H182ZM187 33V34H188ZM204 34L203 36H202V34ZM8 34H10V35H8ZM161 34V35H160ZM176 34V35H175ZM186 33H184V37H185V35H187ZM192 34V33H191ZM198 34V35H197ZM130 35V34H129ZM127 36V37H130V36ZM145 35H147V36H145ZM179 35H180V37H179ZM197 35V36H196ZM201 35V36H200ZM136 36H138L137 38H136ZM157 36H159V38H157ZM162 36V37H161ZM187 36H189V35H187ZM186 36V37H187ZM190 36H192V35H190ZM88 37V38H87ZM144 37V38H143ZM146 37H148V38H146ZM152 37V39H150ZM172 37V38H171ZM177 37H179V38H177V39H179V41H182V43L180 42V43H177V45L175 44L176 43V41L175 40H177L176 38ZM205 37H206V39H205ZM7 38V39H6ZM88 39V40H87ZM145 39H147V40H145ZM214 39V40H213ZM4 40V41H3ZM9 40H11V41H9ZM188 40H189V42L191 41L192 43L190 44V43H188ZM202 40V41H201ZM229 40V39H228ZM227 39L225 40V38L223 39V41H228ZM178 41V40H177ZM197 43H196V42ZM199 41H201V42H203V43H201V42H199ZM7 42H9V43H7ZM10 42H11V44H10ZM186 42L188 43V45L190 44V46H186L185 44H186ZM193 42H195V43H193ZM222 42V41H221ZM16 43V42H15ZM102 43V44H101ZM200 43V44H199ZM220 43V42H219ZM13 44V45H12ZM194 44H197V48L199 49V52L197 53L196 51H198V49H195V48H193L194 47ZM201 44H202V47H201ZM172 45H174V47H172ZM176 45V46H175ZM183 45H185V47H187L186 49H185V47L183 46ZM192 45V46H191ZM182 46V47H181ZM163 47V48H162ZM165 47H167V48H165ZM177 47H181V48H177ZM191 47V48H190ZM205 47V46H204ZM204 47H203V50L202 51H204ZM209 47V46H208ZM211 47V46H210ZM2 48V49H1ZM88 48V49H87ZM178 49V50H177ZM206 49V48H205ZM12 50V51H11ZM103 50L105 51V52H109V53H103ZM181 50V51H180ZM192 50V51H191ZM194 50H196V51H194ZM17 51V52H16ZM95 51H96V53H95ZM128 52V54H130L129 56H131L132 57V61L133 62H137V63H135L134 65H136L137 66V68H139L138 69V73H142L143 72V74H139V76H142L141 77V80L143 81V83L145 82L147 85H148V83H149V81H150V84H152V82L154 81L155 82V78H154V76H155V74H156V76L157 75H159V76H157V78L158 79H160V77H161V74H162V76H164V77H162V79L163 80H158V83H156L157 84V87L155 88L157 91H156V93L158 92V90H159V92L161 91V92H163V93H155L154 92V95L155 96H157V95H159V94H162V96L163 97H165V98H163V97H161V96H157V97H161L160 99H162L164 102H168V103H166V104H170V103H172V104H170V105H172L171 107H170V105H168L170 108H171V110L172 111H174L175 109V113L174 114H176L177 113V110H178V113L175 115L176 117H177V119H178V117H179V120L181 119V120H183L184 121V123H190L189 124V126L191 127L192 126V128H194L195 126V128H196V132L197 131H199L198 132V134L199 133H201L203 136H204V132L205 133H208V134H210L211 133V131H209V132H207V130H208V128H210V125H213L211 128H212V130L214 129V131L215 130H217L216 128L217 127H220L221 125H219V123H218V120L219 121H221V123L223 122H225V121H223L222 120V117L225 119V110H223L224 111V113L222 114V109L218 106V104H216L215 102H218V99L220 100V95H217L218 93L216 92V88L217 87H219V82H218V79H217V77L219 76V74H217L219 71H214V72H216V75H214L215 73L213 72V71H211V70H213L214 69V67H215V65L213 64V63H215L216 61L215 60H217L218 62L219 61H221V60H223V56H225V55H223V54H226L225 53V51H221L220 49H219V51H220V53L218 54V55H222V59H221V57H219L217 54H215V55H217L216 56V59L214 60L213 58H212V54H211V56L210 57H208V56H206V54H205V56L204 57H206V58H208V61H210V60H214V62L212 61H210L211 63V65L208 63V62H204V64L205 65H207V63L210 65V67H209V65H207V67H205V65H203V67L200 69V73H198L197 75V78L199 79V80H202L203 79V81H204V78H205V76H203V78L202 77H200L199 76V74L202 76V75H204V74H208V73H206V72H208L207 70H209V68H211V66L213 65V67L210 69V71H211V73H213V75L215 76V78H216V80H215V78H213L214 76L211 74L210 76H212V77H210V78H205V80L206 81H210V82H212V78L214 79L213 80V82L212 83H217V85L218 86H215V87H213V88H215V89H213V88H210V89H208V88H205V90L206 91H208V92H206L205 93V91H203V89L204 88H202V89H200L199 87H201V86H199V87H197V85L195 86L194 84H192V87H191V85H188V86H190V87H188L187 86V84H189V83H184V82H187V81H184L183 80V78H179L180 79V82H181V84L183 83V85L184 86H186V88H184V89H188V88H191L190 90H191V92H193L194 91V93H192L191 95H195V99H196V101L198 102V100H201L200 101V105L202 106V103H204L203 104V106L206 104H208L206 107H208V106H210L211 105V103H213V105H211V107L212 108H210V107H208V109L209 110H213V112L215 113H213L212 114V110L211 111H207V113H206V116L204 115L205 114V112H206V110L205 111H203V112H201L200 110V107H198L197 105H192V107L190 106V104L189 103H191V102H189L188 104H187V97H184V98H182L181 96L182 95H184L185 96V94H184V92L183 91H181L182 92V95H181V93H180V89H178L179 87L177 86V84H173L174 83V80L171 78V77H169V75H168V71H167V69H165V68H163V67H160V64H158V63H155V62H153L154 60H153V58L151 57L150 58V55H148L147 54V56L145 55V53L142 55V53H141V55L140 54H138L139 52L137 51V53H136V51H135V54H137V56L134 54V52H133V54H132V52L131 51H129V50H127ZM165 51V52H164ZM177 51H179V52H177ZM218 51V50H217ZM111 52V53H110ZM175 52V53H174ZM177 52V53H176ZM193 52H195V53H197V57H198V60H196V56L193 58V61H194V63H191L192 62V60L191 61H188L189 59H192L191 57H193L194 56V54L195 53H193ZM211 52H213L212 50H211ZM215 52V51H214ZM228 52H230V50H228ZM227 52V53H228ZM12 53V54H11ZM95 53V54H94ZM191 53V54H190ZM192 53H193V55H192ZM218 53V52H217ZM223 53V54H222ZM83 54V55H82ZM90 55V56H88V55ZM132 54V55H131ZM199 54H201V55H199ZM209 54H210V52H209ZM214 54V53H213ZM80 55H82V56H80ZM145 55V56H144ZM186 55V56H185ZM196 55V54H195ZM199 55V56H198ZM214 55V56H215ZM17 56V57H16ZM189 56H191V57H189ZM202 56V57H201ZM213 56V57H214ZM6 57V59H4ZM90 57V58H89ZM108 57V58H107ZM110 57V58H109ZM136 57V58H135ZM148 57V58H147ZM185 57V58H184ZM203 57V58H204ZM219 59H218V58ZM98 60H97V59ZM136 60H135V59ZM150 58V59H149ZM187 58V59H186ZM210 58V59H209ZM215 58V57H214ZM134 59V60H133ZM143 61H141V60ZM152 59V60H151ZM184 59V60H183ZM195 59V60H194ZM18 60H20L21 61V63H20V61L18 62ZM108 60V61H107ZM139 60V61H138ZM178 60V61H177ZM91 61V62H90ZM146 61H147V63H146ZM148 61H149V63H148ZM152 61V62H151ZM206 61V60H205ZM80 62V63H79ZM85 64H84V63ZM106 62V63H105ZM116 62V63H115ZM185 62V63H184ZM186 62H189L190 64H186ZM203 61H201V63H202ZM217 62V63H218ZM11 63H13V64H11ZM93 63V64H92ZM152 65H151V64ZM154 63L155 64H158L159 66H157V65H154ZM91 64V65H90ZM106 64H108V66L106 65ZM141 64H143V65H141ZM148 66H147V65ZM10 65V66H9ZM96 67H98V68H96ZM101 65H102V67H101ZM141 65V66H140ZM189 66V67H186V66ZM217 65V64H216ZM218 65H219V63H218ZM218 65L216 66V67H218ZM221 65H222V63H220V65H219V67H221ZM91 66V67H90ZM145 66H147L146 68H145ZM152 66V67H151ZM8 67H10V68H8ZM96 69H95V68ZM99 67H100V69H99ZM108 67V68H107ZM158 68L159 67V72H158V69H157V71H154V70H156V69H154V68ZM194 67V66H193ZM209 67V68H208ZM1 68H2V70H1ZM92 68V69H91ZM93 68H94V70H93ZM137 68H136V70H137ZM147 69V71L145 70V69ZM153 68V69H152ZM162 68V69H161ZM186 68V69H185ZM189 70H188V69ZM207 70H206V69ZM3 69H4V71H3ZM20 69V70H19ZM107 69L108 70H110V71H107ZM141 69V70H140ZM178 69V68H177ZM203 69V70H202ZM216 69H219V68H215L214 70H216ZM11 70V71H10ZM96 70H97V72H99L100 73V71H101V73L100 74H98L97 72H96ZM98 70H100V71H98ZM106 72H105V71ZM116 70V71H115ZM148 70H152V71H154V72H151V73H153L152 74V77L154 78V79H152V77H151V80H149L148 79V77L149 76H151V73H150V71H148ZM160 70H164L163 72H165L166 71V73H162V72H160ZM206 70V71H205ZM3 71V72H2ZM91 71V72H90ZM93 71H94V73H93ZM105 73H104V72ZM201 71L202 72H204V73H201ZM209 71V72H210ZM7 72H9V74L7 73ZM14 72V73H13ZM111 72H113L112 73V75H111V73L109 74V73ZM114 72H116V73H114ZM156 72V73H155ZM238 72V71H237ZM24 73V74H23ZM97 73V74H96ZM121 74V77L119 76V77H117L118 76V74ZM145 73V74H144ZM150 73V74H149ZM158 73V74H157ZM160 73V74H159ZM12 74H15V75H12ZM89 74H91V75H89ZM101 74H103V75H101ZM107 74V75H106ZM116 74V75H115ZM147 74V75H146ZM164 74V75H163ZM169 74H170V71H169ZM94 75V76H93ZM95 75H97L96 77L97 78H99L100 77V79H98V80H95ZM99 75H101V76H103V78H104V76H105V78H106V76L108 77L107 79H101V76H99ZM114 75L116 76V79L114 78ZM143 75H145V76H143ZM154 75V76H153ZM165 75H166V77H165ZM168 75V76H167ZM8 76V77H7ZM93 76V77H92ZM122 76H124V78L122 77ZM170 76H172L171 74H170ZM217 76V77H216ZM11 78H12V80H11ZM16 78V79H15ZM119 78V80L122 82H124V83H121V85L122 86H124V87H122L121 85H118V83L120 82L119 80L117 81V79ZM124 80H123V79ZM150 78V77H149ZM202 78V79H201ZM19 79V80H18ZM111 79V80H110ZM122 79V80H121ZM147 79V80H146ZM182 79V80H181ZM211 79V80H210ZM87 80V81H88ZM91 80V81H90ZM101 80L103 81V80H105V82L103 81V82H101ZM170 80H172L173 81V83H172V81H170ZM15 81V82H14ZM17 81H18V83H17ZM110 81V82H109ZM164 82V83H163ZM165 82H166V84H165ZM11 83V84H10ZM103 85H102V84ZM160 83V84H159ZM172 83V84H171ZM3 83H1L0 82V126L2 127V128H4V131H3V129L0 127V129H1V131H0V191L2 192H0V197H2L4 194H5V190H6V188L5 187H7L8 188V186H6V185H8V183L5 181V178H4V170L6 171V169H4V168H2V167H5V165L7 166V164H5V163H8V161H7V158H6V161H5V156H3V154L5 153L4 151H5V145L7 144H5V142H9V139L11 138V135H13L14 133H13V131H17L18 132V127H19V122H18V124H16L17 122H14L15 121V119L16 118H12V117H14V110H12V109H14L13 107H12V105H14L13 103H11V98H7L8 99V101L6 100V88H5V86H4V84L2 85ZM98 84V85H97ZM106 84H108L107 86H106ZM120 84V83H119ZM129 84V85H128ZM146 84H144V85H146ZM149 84V85H150ZM169 84H171V85H169ZM94 84H93V86H95ZM101 85H102V87H101ZM120 87L121 86V88H119L118 86ZM146 85V87H149V85L147 86ZM15 86H17V88L15 87ZM20 86V87H19ZM170 86L172 87V88H170ZM174 86V87H173ZM119 88L118 90H117V88ZM176 87H178L177 89L179 90H177L176 89ZM188 87V88H187ZM5 88V89H4ZM12 88V90H14ZM18 88H21V90H19ZM101 88V89H100ZM124 88V89H123ZM175 88V89H174ZM192 88H194V90L192 89ZM197 88V89H196ZM111 89H112V91H111ZM114 89V90H113ZM117 91H116V90ZM121 89V90H120ZM169 89V91H167ZM199 89L200 90H202V91H200V93L198 94V92H199ZM208 89V90H207ZM211 89H212V91H214V92H216V94H214V95H212V96H215L216 98H212V96H210L211 94H210V91H211ZM219 89V88H218ZM100 90V91H99ZM120 90V91H119ZM122 90H124V92L122 91ZM127 90V91H126ZM164 90V91H163ZM189 90V89H188ZM193 90V91H192ZM198 90V91H197ZM219 90H221V88L219 89ZM219 90H217L218 92H219V94H220V92L221 91H219ZM172 91H177V92H173L172 93ZM211 91V92H212ZM120 92H121V95H120ZM166 92V93H165ZM190 92V91H189ZM201 92H203V95L205 96V95H207L208 97L210 96V98L212 99H209L208 97H204L203 95V98L202 99H200L202 96H201ZM4 93H5V97H4ZM17 93V94H16ZM116 93H119V94H117L116 95ZM177 93V95H175ZM205 93V94H204ZM164 94V95H163ZM166 94V95H165ZM102 95V96H101ZM114 95V97H112ZM116 95V96H115ZM120 95V96H119ZM170 97H169V96ZM172 95V96H171ZM200 95V96H199ZM17 96V97H16ZM122 96V97H121ZM123 96H124V99H123ZM126 96V97H125ZM135 96V97H134ZM180 97L179 99H181V100H179L178 99V97ZM197 96H199V98L197 97ZM219 96V97H218ZM3 97H4V99L5 100H3ZM105 97V99H103ZM120 97V98H119ZM173 97V98H172ZM217 97H218V99H217ZM106 98L108 99V100H106ZM116 98H119V99H117L116 100ZM168 98H169V101H168ZM198 98V99H197ZM13 99V98H12ZM121 99V100H120ZM124 100V103H125V105H123V107H121L122 106V103H123V100ZM172 99V100H171ZM174 99V100H173ZM187 99V100H186ZM208 99V100H207ZM10 100V101H9ZM109 100H111L112 101V103H111V101H109ZM120 100V101H119ZM171 100V101H170ZM215 100V101H214ZM114 101H116V102H114ZM185 101V102H184ZM210 102V103H206V102ZM13 102V101H12ZM102 102V103H103ZM121 102V103H120ZM180 102V103H179ZM3 103V104H2ZM4 103H6L7 104V106H6V104H4ZM123 103V104H124ZM127 103V104H126ZM214 103H215V105H217V106H215L214 105ZM9 104V105H8ZM109 104H110V106H109ZM116 104H119L118 106H114V105H116ZM129 104V105H128ZM188 106H186V105ZM191 104H193V103H191ZM4 105V107H2ZM11 105V106H10ZM103 105V106H104ZM112 105H113V107H112ZM121 105V106H120ZM126 105H128V109L127 108H125L126 107ZM131 105V106H130ZM181 105H182V107H181ZM184 105V106H183ZM199 105V106H200ZM12 108H10V107ZM109 106V107H108ZM130 106V107H129ZM139 106V107H138ZM145 107V108H143V107ZM149 106V107H148ZM195 106L197 107V108H195ZM213 106H214V108H213ZM8 107V108H7ZM134 107H135V109H134ZM178 107V108H177ZM185 107H187V108H185ZM109 108V109H108ZM126 109V110H124V109ZM140 110H139V109ZM149 108H150V110H149ZM193 108V109H192ZM200 110H199V109ZM215 108H220L219 109V111H222L221 113H219L218 111H216L217 109H215ZM231 108V107H230ZM3 109H4V111H3ZM9 109V110H8ZM11 109V110H10ZM144 110V112H146L145 114H144V112H143V110ZM197 109L199 110V112L197 111ZM207 109V110H208ZM215 109V110H214ZM227 109V108H226ZM229 109V108H228ZM227 109V110H228ZM110 110V111H109ZM113 110H115V111H113ZM131 110L133 111V112H131ZM7 111H8V113H7ZM12 111V112H11ZM130 111V112H129ZM149 111H150V113H151V115H150V113H149ZM156 113H155V112ZM185 111V112H184ZM112 112H114L113 114H112ZM138 112V113H137ZM143 112V113H142ZM182 113V115H184V116H182L180 113ZM188 112V113H187ZM12 113V114H11ZM107 113V112H106ZM107 113V114H108ZM131 113V114H130ZM135 115H133V114ZM137 113V114H136ZM148 113V114H147ZM203 113V114H202ZM218 113V114H217ZM119 114V115H118ZM129 114V115H128ZM179 114V115H178ZM188 114V115H187ZM189 114H190V116H189ZM202 114V115H201ZM208 114V115H207ZM210 114H212V116L210 115ZM222 114V115H221ZM132 115V116H131ZM137 115H139V116H137ZM186 115V116H185ZM193 115H195V116H193ZM224 115V116H223ZM10 116H12L11 118H7V117H10ZM158 116H160V118L158 117ZM199 116V117H198ZM202 118H201V117ZM129 117V118H128ZM140 117V118H139ZM143 117H144V119H143ZM193 117L195 118L194 120H193ZM217 117H219V118H217ZM5 118H7V119H5ZM124 118V119H123ZM132 118L134 119V120H132ZM138 118V119H137ZM152 118V119H151ZM10 119V120H9ZM117 119V120H116ZM119 119V120H118ZM122 119V120H121ZM129 119H131V120H129ZM192 120V122H191V120ZM196 119L198 120V121H196ZM202 119H205V121L204 120H202ZM212 119V120H211ZM5 120V121H4ZM122 122H121V121ZM125 121V123H123L124 121ZM137 120V121H136ZM141 120V121H140ZM145 120V121H144ZM154 120V121H153ZM4 121V122H3ZM12 121V122H11ZM118 121V122H117ZM130 121H132V122H130ZM158 121V122H157ZM163 121V122H162ZM182 121V122H183ZM227 122L228 121H231L230 119L229 120H226ZM6 122V125L7 126H4L5 123ZM11 122V123H10ZM114 122V121H113ZM135 122V123H134ZM141 122V125H142V127H141V125H139V124H136V123H140ZM148 122H149V124H148ZM196 122V123H195ZM207 124H206V123ZM209 122H211V123H209ZM227 122H226V124H227ZM4 124V125H2V124ZM156 123V124H155ZM161 123V124H160ZM186 123V124H187ZM213 123V124H212ZM220 123V124H221ZM229 123V122H228ZM244 123V124H243ZM247 123V122H246ZM246 123L245 122H241V124L240 125H245L246 126ZM10 124V125H9ZM15 124V125H14ZM120 124V125H119ZM122 124V125H121ZM133 124H134V126H133ZM194 124V125H193ZM196 124H198V127H197V125ZM18 125V126H17ZM145 125V126H144ZM153 125H155V126H153ZM161 125V126H160ZM225 124H223L222 126H224ZM239 125V124H238ZM237 125V126H238ZM11 126V127H10ZM14 126V127H13ZM136 126H137V128H136ZM150 126V127H149ZM167 126V127H166ZM133 127V128H132ZM146 127H147V129H146ZM149 127V128H148ZM156 129H155V128ZM159 127H161V129L159 128ZM167 128L166 130H165V128ZM169 127V128H168ZM244 128V126H238V129H240L241 128V130H243V128ZM7 128V129H6ZM153 128V129H152ZM210 128V129H211ZM228 128V127H227ZM8 129H12V130H8ZM14 129V130H13ZM147 131H146V130ZM198 129V130H197ZM209 129V130H210ZM234 129V128H233ZM237 128H235V130H236ZM237 129V130H238ZM246 129V128H245ZM152 130L154 131V132H152ZM195 130V129H194ZM241 130H239V131H241ZM200 131H202V132H200ZM245 131V130H244ZM243 131V132H244ZM259 131V130H258ZM11 132V133H10ZM17 132H15V133H17ZM149 132V133H148ZM152 132V133H151ZM161 134H160V133ZM164 132V133H163ZM168 132V133H167ZM256 132V131H255ZM254 132V133H255ZM262 132H264V130L262 131L261 129H260V135L261 134H263ZM256 133H258V132H256ZM151 134H153V135H151ZM165 136H164V135ZM201 134L199 135L200 137H201ZM148 135H150V137L148 136ZM158 135H160V136H164L165 137V140H166V142H165V145H166V147H167V149L170 147L172 150H173V152L174 153H170V152H168V151H164V150H161V148L159 149V147L158 146H154V144H153V136L154 137H157ZM171 135V136H170ZM176 135V136H175ZM207 135V134H206ZM247 135V136H246ZM151 136H152V138H151ZM166 136H168L167 137V139H166ZM202 136V137H203ZM234 136V137H233ZM255 136V135H254ZM256 136H257V134H256ZM259 136V135H258ZM174 137V138H173ZM226 137V136H225ZM248 138V139H246V138ZM151 138V139H150ZM52 141H51V140ZM49 140H48V143H49V145L50 146H52V145H54L55 144V142H56V140H53V138H50ZM249 139H250V141H249ZM150 140H152V141H150ZM228 140V142H225V141H227ZM238 140V141H237ZM150 141V142H149ZM192 141V142H191ZM249 141V142H248ZM53 142H54V144H53ZM171 142V143H170ZM193 142H195V143H193ZM233 142V141H232ZM234 142V143H235ZM170 143V144H169ZM197 143V144H196ZM221 143V144H220ZM5 144V145H4ZM152 144V145H151ZM196 144V145H195ZM220 144V145H219ZM224 144V145H225ZM242 144H244V145H242ZM251 144V145H250ZM48 145V144H47ZM48 145V148L50 147ZM171 145V146H170ZM172 145H174L175 147L173 148V146ZM230 145V144H229ZM228 145V146H229ZM250 145V146H249ZM253 145H254V148H253ZM169 146V147H168ZM199 146V147H198ZM213 147V148H211V147ZM217 146V147H216ZM153 147V148H152ZM157 147V148H156ZM207 147H209L208 148V150H207ZM215 147V148H214ZM226 147V148H225ZM237 147V148H236ZM239 147V148H238ZM205 148H206V150H205ZM242 148V149H241ZM3 149V150H2ZM34 149V148H33ZM156 149V150H155ZM176 149H178V150H176ZM226 149V150H225ZM232 149V150H231ZM234 149V150H233ZM244 149V150H243ZM252 149V150H251ZM49 150H50V148H49ZM172 150H170V151H172ZM246 150V152H244ZM248 150V151H247ZM3 151V152H2ZM32 151V150H31ZM160 153H158V152ZM161 151H163V152H161ZM207 151V152H206ZM253 151V152H252ZM33 152V151H32ZM154 152V153H153ZM166 152V153H165ZM40 153H41V146H37V147H35V149H34V152L33 153H31L30 154V151L28 152V155H29V157L27 158V160H26V158L24 157V154L23 155H20V157H17L18 159V161H17V165L19 166V169L20 168H23V170L22 171H24V169H25V167L23 166V165H26V167H28L29 166V168H30V171L29 170H27L28 172H29V177H30V179H33L34 181H32V182H34V189H35V187H36V189L34 190V195L33 196H35L34 198V200L35 201H37V203H38V201H39V203L37 204V206H36V204H35V202L32 204V205H35L34 207H35V210H30V208H28L29 209V212L27 211L28 209H27V206H26V204H24L23 206H21V207H18V209H14L15 211H16V213H17V215H19V216H22V217H20L19 219H18V217H16V213L14 214V213H12V216L11 217H13V218H9L8 217V212L6 213V211H1L0 213H1V215H0V235L2 236V235H4V233L3 232H5V229H7L8 231H10L11 233L9 234V232L7 231V232H5V235H6V233H8V236H9V238L8 237H6V239L5 238H2L3 240L5 239V240H7V241H5V243H7L6 245L8 246L7 248H4L3 247V245H5V243L4 242H2V239H0V245L2 246V248H3V250L1 249V247H0V250L2 251V252H0V256H1V254L3 255L4 254V257L3 256H1L0 257V261H2V262H0V264H27L29 261V264L32 262L31 261V259L29 258V255H30V251L28 250L29 248H27L28 246H30V240L29 239H31L30 237H32V234H31V236H30V234L29 233H32L34 230H32V229H35V225L38 223L37 222V220H36V222H34V220L35 219H38V218H40V217H38V218H36L37 217V215H39V214H43V213H46V212H44V211H47L48 209H50L49 208V205H50V207H51V205L55 202H57L55 199H54V197L53 198H51V199H49L50 198V196L51 195H53L54 193H52L53 191V186H49L48 187V189H47V193H48V195H47V193H46V195H47V198L49 199L48 201L49 202H47V204H48V206H47V204H44L43 205V203H40V197H39V193H38V191H39V186H40V182H39V177L41 176V174L40 175H38L39 173H41L40 171H42V169H40V168H42L43 166H41V165H44L43 163H44V161L43 160H41L42 159V157H40L39 155H40ZM168 153V154H167ZM182 153V154H181ZM247 153H248V155H247ZM250 153H251V156H250ZM39 154V155H38ZM163 154H165V156H162ZM211 154V155H210ZM246 154V157L244 156ZM135 155V156H134ZM167 155V156H166ZM174 156V157H171V156ZM182 155V156H181ZM21 156H23V157H21ZM215 156V157H214ZM243 156V157H242ZM2 157L4 158L3 160H2ZM27 157V156H26ZM165 157H166V159H165ZM169 157H171L172 159H176V160H174V162H176V163H172V159L170 158V159H168ZM179 157V158H178ZM242 157V158H241ZM249 159H248V158ZM153 158L156 160H153ZM161 158H163V159H161ZM212 158H213V160H212ZM257 158V159H256ZM19 159H21V160H19ZM256 159V160H255ZM26 160V161H25ZM32 160H34V161H32ZM159 160H161L162 161V163H161V161H159ZM164 160V161H163ZM169 160V161H168ZM236 160V161H235ZM258 160H259V163H258ZM5 161V162H4ZM36 161H38V162H36ZM238 161V162H237ZM243 161V162H242ZM258 163H256V162ZM2 162H3V164H2ZM25 162H27V163H25ZM159 162V163H158ZM163 162H164V164H163ZM180 162V163H179ZM183 162V163H182ZM220 162V163H219ZM222 162V163H221ZM236 162V163H235ZM250 162V163H249ZM261 162V163H260ZM23 163V164H22ZM158 163V164H157ZM166 163V164H165ZM240 163V164H239ZM249 165H248V164ZM264 163V162H263ZM4 165V166H2V165ZM27 164H29V165H27ZM134 164V163H133ZM161 164V165H160ZM172 164V165H171ZM174 164H175V166H174ZM178 166H177V165ZM246 164V165H245ZM254 164V165H253ZM257 164V165H256ZM21 165V166H20ZM33 165V166H32ZM137 165V166H136ZM170 165V166H169ZM179 165H180V167H179ZM184 167H183V166ZM235 165H238V167L237 166H235ZM244 165V166H243ZM36 168H35V167ZM159 166V167H158ZM223 166V167H222ZM241 166V170H239V167ZM252 166V167H251ZM259 166H261V167H259ZM168 167H170V168H168ZM175 167V168H174ZM183 167V168H182ZM245 167H247V169L245 168ZM256 167V169L259 167L260 168V170H259V168L256 170V169H253V168H255ZM35 168V169H34ZM168 169V170H166V169ZM182 168V169H181ZM225 170H224V169ZM249 168V169H248ZM32 169V170H31ZM40 169V170H39ZM176 169V170H175ZM178 169H180V170H178ZM222 169V170H221ZM174 170V171H173ZM204 170V171H203ZM219 170V171H218ZM26 171V172H27ZM39 171V172H38ZM176 171H178V172H176ZM201 171V172H200ZM252 171H253V173L255 174V175H253V173H252ZM256 171H258V173L260 174H258ZM32 172H34V173H32ZM206 172V173H205ZM200 173V174H199ZM249 173V174H248ZM33 174H37V175H35L36 176V181H35V177L33 176ZM134 174H135V176H134ZM168 174V176L166 177V175ZM257 174V175H256ZM3 177H2V176ZM27 175V174H26ZM260 177H259V176ZM28 176V175H27ZM201 176H202V179H201ZM31 177H33V178H31ZM253 177H255V178H253ZM257 177H258V179H257ZM203 179H205V180H203ZM248 179H249V181H248ZM250 179H251V181H250ZM48 180H49V178H48ZM161 180V181H160ZM168 180H170V181H168ZM202 180H203V182L204 181H206V182H204V184H203V182H202ZM252 180H254V181H252ZM257 180V181H256ZM159 181V182H158ZM198 181V182H197ZM261 181H262V183H261ZM3 182H5V183H7L6 185L3 183ZM37 182V183H36ZM161 182V183H160ZM170 182V183H169ZM200 182V183H199ZM253 183V185H251L252 183ZM1 183H3V184H1ZM133 183V182H132ZM164 183V184H163ZM201 183H202V185H201ZM159 184H161V185H159V188H158V185ZM166 184V185H165ZM261 184V185H260ZM1 185H3V187H1ZM156 185V186H155ZM198 185V186H197ZM200 185V186H199ZM250 185H251V187H250ZM260 185V186H259ZM160 186H162V187H160ZM205 188H204V187ZM255 188H254V187ZM181 187V188H180ZM197 187V188H196ZM219 187V188H218ZM252 187H253V189H252ZM4 188H5V190H4ZM156 188V189H155ZM164 188V189H163ZM203 188V189H202ZM249 188V189H248ZM262 189V190H259L258 191V189ZM3 189V190H2ZM139 189H140V191H139ZM144 189V190H143ZM171 189V190H170ZM49 190V191H48ZM135 192H136V190L135 189H133ZM156 190V191H155ZM205 190V191H204ZM253 190V191H252ZM255 190V191H254ZM7 191V190H6ZM144 191V192H143ZM147 191V192H146ZM180 191H181V193H180ZM183 191V192H182ZM234 191V192H233ZM239 191V192H238ZM246 191V192H245ZM136 192V193H137ZM162 192V191H161ZM162 192V193H163ZM174 194H173V193ZM186 192V194H184ZM228 192V193H227ZM248 192H250V193H248ZM256 192V193H255ZM257 192H260L261 194H259V193H257ZM50 193H51V195H50ZM153 193V192H152ZM189 193V194H188ZM193 193V194H192ZM240 193H242L241 195H240ZM244 193V194H243ZM248 193V194H247ZM3 194V195H2ZM191 194V195H190ZM206 194V195H205ZM223 194V195H222ZM252 195L253 194V196H250V195ZM254 194L256 195V197L257 198H255L254 197ZM205 195V196H204ZM233 195V196H232ZM238 195V196H237ZM247 197H246V196ZM241 196V197H240ZM243 196H245L246 197V199H245V197L243 198ZM249 196H250V198H249ZM201 197V196H200ZM252 197V198H251ZM194 198V197H193ZM211 200H210V199ZM220 198V199H219ZM229 198H231L230 200H229ZM236 198V199H235ZM242 198H243V200H242ZM249 198V199H248ZM253 198H255L254 200H251V199H253ZM37 199V200H36ZM191 199V198H190ZM234 199V200H233ZM259 199V200H258ZM247 200H250V201H247ZM51 201V202H50ZM238 202V203H237ZM245 202V203H244ZM248 202H250V203H248ZM54 203V204H55ZM58 203V202H57ZM260 203V202H259ZM54 204H53V206H54ZM232 204V205H233ZM246 204V205H245ZM55 205H57V204H55ZM46 208H45V207ZM208 206V205H207ZM244 206V207H243ZM31 207V206H30ZM33 207V206H32ZM33 207V208H34ZM37 207H38V209H37ZM221 207V206H220ZM20 208V209H19ZM32 208V209H33ZM253 208V207H252ZM12 211V212H15V211ZM23 210V211H22ZM39 211V212H38ZM4 212V213H3ZM33 212V216H34V212L36 213V212H38L39 214H35V218H33L32 219V221H31V218H29L30 217V215H31V213ZM43 212V213H42ZM18 213H21V215L20 214H18ZM30 213V214H29ZM14 215H15V219H14ZM44 215V214H43ZM8 217V219H7V217ZM40 216V215H39ZM2 218H4L3 220L5 221H3L2 220ZM28 218H29V220H28ZM9 221H7V220ZM14 219V222H12V220ZM17 219V220H16ZM28 220V221H27ZM11 221V222H10ZM2 222H3V224H2ZM6 222H7V224H6ZM29 222V223H28ZM34 222V223H33ZM8 223H11L12 224V227H10V225L8 224ZM22 223H24V224H22ZM36 223V224H35ZM21 224H22V227H21ZM33 224V225H32ZM14 225V226H13ZM6 226H9V227H7L6 228ZM3 227H5L4 229H3ZM20 227V228H19ZM33 227V228H32ZM16 228H17V231H16ZM2 229V230H1ZM10 229V230H9ZM26 229V230H25ZM4 230V231H3ZM18 230H19V232H18ZM23 230V231H22ZM29 230H31V231H29ZM12 231H14V234L16 233V236L13 234V232ZM65 231H67V230H65ZM64 231V234L65 235H62V236H65V237H62V238H64L63 240L65 241H63L62 239H60V241H62L63 243H64V246H62L63 245V243L62 242H60L59 241V244H57V247H59V246H62V247H59V248H57L56 247V242L57 241H55V240H57V238L56 237H54V236H56V234L52 237V238H50V240L52 239V241L49 243L47 240H49V236H48V234L50 233V230L48 229L47 231H44L46 234H47V237L48 238H43V240H45L44 242H46V243H43V240L41 241V244L43 243V245H41L40 246V252H41V262H40V260L38 261V263L40 262L41 264H79V261H78V259H80V255H79V253H78V251H77V249H74L73 248V245H74V247H75V244H72L71 242H69L70 240H69V233H70V235H71V231H68V232H65ZM17 232H18V234H17ZM24 234H23V233ZM29 232V233H28ZM47 232H49V233H47ZM149 231L148 230H146V231H143V232H140V233H138L137 234V238H138V240L141 242H136V241H138L137 240V238H136V243L135 244H137V243H139V244H141L140 246H138L139 244H137V246H138V248H136V246L134 245L133 247L134 248H136V253H135V250L134 251H132V252H134L135 253V255H137V256H134V253H132L133 255V259H134V261L135 262H137V263H135L134 261V263L135 264H140V262H141V264H148V262H147V259L146 258H143L144 257V255H145V257H147L148 258V256L150 255V254H148L150 251L149 250H151V249H153V245H154V248L156 249V250H154V251H156V253H154V254H152L153 252V250H151V254H152V260H153V264H157L156 262H158L159 264H190V262H191V264L193 263V264H205V263H207V264H264L263 262V259H264V257H262V256H264V248H263V246H262V244H261V242H257V241H255L256 239H255V236L254 237H252V239L254 240V242H253V240L251 239V235L249 234V235H247L248 237H250V238H248L245 234H240V236L238 235L237 237L236 236H234V237H232V239H234V240H232L231 239V241H234V243L233 242H231L230 240H228V241H230V242H228V243H226V244H228V246H229V249H230V247H231V249H233V256H235V257H233V259L234 260H236V263L234 262V263H232L233 262V259H232V261L231 260H229L230 259V257L232 258V251L229 253L228 251H225L224 253H223V251H224V246L222 247L221 246V244L225 241V238L223 237V236H220L221 238H218L219 236L218 235H216V234H209V232L208 233H206V232H204V233H197L196 234V236L197 235H199V236H201L200 237V240H202V239H204L203 241H205L207 244H205L204 242H203V244H204V246L206 245V248H211L212 250H210V249H208L210 252H208V253H205V252H203V254H205L204 255V257L205 258H203V257H201V256H203L202 254H201V256L200 257H197V259H196V256L198 255V253L200 254V253H202V251L203 250H205V247L202 249V248H200V247H202L201 246V243H199V241H198V243H197V241L195 242L194 241V243L193 242H191V240L190 239H186V237L185 236H182L180 239H179V237L178 236H176V235H173L174 233H172L170 236H169V234L167 233V232H165L164 233V235H163V233L162 234H160V233H158V234H160L159 235V237L156 235V236H153V237H151L152 235L149 233ZM28 233V234H27ZM22 234V235H21ZM141 234V235H140ZM157 234V233H156ZM168 234V235H167ZM209 234V235H208ZM4 235V236H5ZM11 235V236H10ZM21 237V238H18L19 236ZM24 235V236H23ZM150 235V236H149ZM173 235V236H172ZM213 235V236H212ZM253 235V234H252ZM0 236V237H1ZM24 238H23V237ZM26 236V237H25ZM69 236V237H68ZM162 236V237H161ZM172 236V237H171ZM209 236V237H208ZM214 236H217L216 238L214 237ZM246 236V237H245ZM3 237V236H2ZM11 237H13V238H11ZM46 237V236H45ZM68 237V238H67ZM145 237V238H144ZM148 237H150V239L151 240H155L156 241V243L154 242V241H152L153 242V245H152V243L150 244V245H152L151 247H150V249H149V238ZM155 237H158V238H156L155 239ZM178 237V238H177ZM184 237V238H183ZM204 237V238H203ZM211 237L213 238V239H211ZM26 238V239H25ZM70 238H72V237H70ZM143 238V239H142ZM152 238H154V239H152ZM161 238V239H160ZM202 238V239H201ZM215 238V239H214ZM248 238V239H247ZM17 239L20 241H18L17 242ZM21 239H22V241H21ZM54 239V240H53ZM66 239H68V240H66ZM141 239V240H140ZM217 239V240H216ZM221 239H223V241H221ZM27 240V241H26ZM151 240H150V242H151ZM184 240H186V241H184ZM189 240V241H188ZM251 240H252V242H251ZM14 241H16V242H14ZM25 241V242H24ZM29 241V242H28ZM54 241H55V243H54ZM69 243H68V242ZM193 241V240H192ZM213 241V242H212ZM249 241V242H248ZM66 242H67V244H66ZM210 242V243H209ZM217 242V243H216ZM4 243V244H3ZM14 243H15V245H14ZM19 243V244H18ZM147 243V244H146ZM179 243V245L178 246H180V247H178L177 246V244ZM182 243V245H180ZM192 243V244H191ZM220 245H219V244ZM23 244V245H22ZM24 244H25V247H24ZM45 244V245H44ZM53 244V245H52ZM55 244V245H54ZM68 244H70L72 247H70V245H68ZM194 244V245H193ZM198 244V245H197ZM230 244V245H229ZM247 244H248V246H247ZM256 244V245H255ZM46 245H48V246H46ZM192 245L194 246L193 248H192ZM195 245H197L196 247L198 248L199 246V248L197 249V251H196V247H195ZM211 245V246H210ZM18 246V247H17ZM66 246V250L64 249V247ZM147 246V247H146ZM156 246V247H155ZM227 246V247H228ZM237 246H239L238 248H237ZM253 246V247H252ZM6 247V246H5ZM21 247V248H20ZM56 249H55V248ZM70 247V250H69V254H68V248ZM159 249H158V248ZM161 247V248H160ZM162 247H164V248H162ZM223 249H222V248ZM240 247H242V248H240ZM252 247V248H251ZM9 248V249H8ZM25 248H27L26 250H24ZM60 248H62V250H60ZM134 248H132V250L134 249ZM213 248H214V250H213ZM251 248V249H250ZM254 248V249H253ZM4 249H5V251H4ZM17 249V251H14V250H16ZM71 249L73 250H76V251H71ZM137 249H138V252H137ZM142 251H141V250ZM146 249H148V250H146ZM161 249V250H160ZM199 249H201L202 251H200ZM222 251H220V250ZM238 249V250H237ZM241 249V250H240ZM7 250H9V251H7ZM12 250L14 251V252H12ZM62 251V252H60V251ZM67 251V252H65V251ZM148 252V253H146V251ZM158 250V251H157ZM170 250V251H169ZM179 250V251H178ZM192 250V252H193V250H195L196 251V253H192L191 254V251ZM235 250V251H234ZM240 250V251H239ZM246 250V252H244ZM248 250V251H247ZM250 250H252V251H250ZM3 251H4V253H3ZM7 251V252H6ZM21 251V252H20ZM24 251V252H23ZM28 251V252H27ZM57 251V252H56ZM144 251H145V253H144ZM194 251V252H195ZM206 251V250H205ZM214 251L215 252V254H214V252L212 253V252ZM219 251H220V254H219ZM250 251V252H249ZM12 252V253H11ZM20 252V253H19ZM44 252V253H43ZM46 252V253H45ZM63 252H65L64 253V255H66V254H68L67 256H65V258H64V255H63ZM75 252V253H74ZM142 253L143 254V256L140 254V253ZM158 252V253H157ZM159 252H160V254H159ZM162 252V253H161ZM168 252V253H167ZM178 252H180V253H178ZM182 252V253H181ZM207 252V251H206ZM237 252H239V253H237ZM244 252V253H243ZM251 252H253L252 254H251ZM14 253V254H13ZM29 254L28 256H25V255H27V254ZM49 253V254H48ZM56 253H59V254H56ZM60 253H62V254H60ZM71 253H73L72 255H71ZM77 253H78V255H77ZM190 253V254H189ZM227 253L229 254V255H231V256H229V255H227ZM242 253L243 254H245V255H242ZM12 254V255H11ZM18 254V255H17ZM20 254V255H19ZM24 256H23V255ZM47 254V255H46ZM74 254H76L77 256H75ZM139 254V255H138ZM148 256H147V255ZM160 255L159 256V259H158V256H157V259L156 260H154L155 258H156V255ZM179 254V255H178ZM184 254V255H183ZM196 254V255H195ZM210 254H211V256H210ZM225 254H226V256H225ZM5 255H6V257H5ZM10 255V256H9ZM59 255V256H58ZM153 255H155L154 256V259H153ZM175 255V256H174ZM178 255V256H177ZM180 255H182V256H180ZM190 255H192V257L190 256ZM258 255V256H257ZM11 256H12V258H11ZM21 256V257H20ZM49 256V257H48ZM72 256V257H71ZM163 256H164V258L165 259H163L162 260V258H163ZM193 256H194V258H193ZM225 256V257H224ZM251 256V257H250ZM14 257V258H13ZM26 257H28V258H26ZM74 257H75V259H74ZM79 257V258H78ZM141 257V258H140ZM160 257H162V258H160ZM177 257V258H176ZM229 257V258H228ZM253 257V258H252ZM258 257V258H257ZM7 258V259H6ZM47 258V259H46ZM62 258H63V260H64V263H63V261H62ZM67 258V259H66ZM78 258V259H77ZM180 258H181V260H180ZM183 258V259H182ZM188 259V260H186V259ZM190 258V259H189ZM222 258V259H221ZM223 258H225L224 260H223ZM227 258V259H226ZM255 258V259H254ZM2 259V260H1ZM9 259V260H8ZM19 259V260H18ZM21 259V260H20ZM23 259V260H22ZM27 259H30L29 261H27ZM69 259V260H68ZM132 259V260H133ZM136 259V260H135ZM146 259V260H145ZM201 259V260H200ZM204 259V260H203ZM247 259V260H246ZM3 260H4V262H3ZM8 260V261H7ZM12 260V261H11ZM18 260V261H17ZM147 262H145V261ZM162 260V261H161ZM164 260H166V262L164 261ZM168 260V261H167ZM206 260H208V261H206ZM220 260H223V263H222V261H220ZM227 260V261H226ZM254 260V261H253ZM7 261V262H6ZM44 261V262H43ZM66 261V262H65ZM77 261V262H76ZM140 261V262H139ZM154 261H156V262H154ZM179 261V262H178ZM189 261V262H188ZM193 261V262H192ZM197 261V262H196ZM238 261V262H237ZM25 262V263H24ZM132 262V263H133ZM178 262V263H177ZM181 262V263H180ZM183 262V263H182ZM187 262V263H186ZM225 262V263H224ZM228 262V263H227ZM259 262H261V263H259ZM39 263V264H40ZM131 263V264H132ZM133 263V264H134ZM32 264V263H31ZM126 264V263H125Z\"/></svg>",
  "mask_w": 264,
  "mask_h": 264
}]
</instances>
